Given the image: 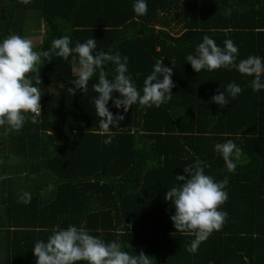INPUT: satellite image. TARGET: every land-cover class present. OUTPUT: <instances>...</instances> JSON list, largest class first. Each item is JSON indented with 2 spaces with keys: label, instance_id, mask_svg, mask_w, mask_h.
<instances>
[{
  "label": "trees",
  "instance_id": "trees-1",
  "mask_svg": "<svg viewBox=\"0 0 264 264\" xmlns=\"http://www.w3.org/2000/svg\"><path fill=\"white\" fill-rule=\"evenodd\" d=\"M134 3L0 0V42L42 30L34 47L42 53L64 36L73 48L94 38L95 52L129 58L128 74L141 94L157 60L173 68L175 84L171 101L159 108L135 104L127 113L114 106L120 95L114 93L109 110L125 119L105 145L92 87L98 72L87 92L73 96L78 58L74 66L71 56L41 57V84L33 78L42 90L38 122L29 115L19 131L0 127V245L7 264H36L35 243L70 225L118 242L132 255L143 251L153 264H264V89L253 91L254 77L235 69L197 73L186 60L205 35L221 48L231 39L237 63L252 55L264 59V0H146L143 16ZM60 22L67 32L61 33ZM104 71L113 79L115 65L106 63ZM230 83L242 88L235 99L227 94ZM218 90L229 99L224 108L211 100ZM228 140L242 149L234 173L215 150ZM197 159L217 182L228 178V200L220 209L228 215L222 230L190 253L195 237L174 227L175 207L165 194L184 183L176 175H186L184 167ZM24 193L30 203L21 201Z\"/></svg>",
  "mask_w": 264,
  "mask_h": 264
},
{
  "label": "clouds",
  "instance_id": "clouds-1",
  "mask_svg": "<svg viewBox=\"0 0 264 264\" xmlns=\"http://www.w3.org/2000/svg\"><path fill=\"white\" fill-rule=\"evenodd\" d=\"M28 5L32 0H19ZM133 10L138 16L147 14L146 0H135ZM231 10H226L230 15ZM69 36H64L52 41L50 51L37 52L34 50L32 40L20 35H10L0 42V127L8 125L12 130L19 131L23 128L28 116L32 123L38 122L42 114V90L34 86L41 84L39 70L41 57L51 61L55 54L68 60L72 57L76 79L72 81L75 87L70 88L73 96L77 90L88 91L89 81L97 75L98 82L93 84V90L98 94L95 99V112L100 118L99 127L101 135H107L105 145L112 143L113 128H119V122L125 119L124 115H114L108 107L113 100V94L118 92L119 98L114 100V106L123 108L127 113L133 105L141 107L159 108L171 101L172 89L175 84L172 80L173 68L164 66L163 59L157 60L154 69L144 80V85L139 91L128 74L127 56L119 52L109 54L103 51L95 52L96 39L89 38L85 43L77 42L71 47ZM239 49L231 39L224 41V47L217 45L214 39L205 35L203 42L196 48V54L186 57L194 71L209 72L224 69H235L241 75L254 77L251 81L253 91L264 89V59L259 56H249L237 63ZM75 54V55H74ZM115 65V76L108 79L104 67L106 63ZM173 67L174 62H172ZM34 74V75H33ZM161 76L163 79H161ZM242 92L236 83L227 85L228 96L235 99ZM211 100L221 108L229 105V99L224 92L218 90ZM215 150L220 153L226 164L227 170L234 173L242 155V149L232 141L215 145ZM207 163L199 159L194 165L184 167L186 175H176L177 181H184L172 187L165 194V199L175 207V214L171 216L174 227L182 233L193 235L187 251L196 253L201 243L205 242L214 231L222 230L227 219V212L220 209L228 200L225 190L229 184L227 177L217 182L212 176L205 174ZM24 203H30L31 195L24 193L20 197ZM36 264H153V261L143 251L132 255L122 250L118 242H105L103 239L91 235L83 228L70 225L67 229H54L47 242L38 240L33 248Z\"/></svg>",
  "mask_w": 264,
  "mask_h": 264
},
{
  "label": "rangeland",
  "instance_id": "rangeland-1",
  "mask_svg": "<svg viewBox=\"0 0 264 264\" xmlns=\"http://www.w3.org/2000/svg\"><path fill=\"white\" fill-rule=\"evenodd\" d=\"M59 25H60V28H61V33L64 32V30H65V32H67V27H65L66 25H65L64 22H60ZM172 30L175 33H177L179 31V27H172ZM42 36H43V34H42V30H41V33H40L39 36L31 37V38H28V39L32 40L33 45L35 47V46H37V45H39L41 43ZM51 89H52L51 87L47 88L48 91H50ZM180 117H181V114H177V118L179 119Z\"/></svg>",
  "mask_w": 264,
  "mask_h": 264
},
{
  "label": "crops",
  "instance_id": "crops-1",
  "mask_svg": "<svg viewBox=\"0 0 264 264\" xmlns=\"http://www.w3.org/2000/svg\"><path fill=\"white\" fill-rule=\"evenodd\" d=\"M7 253L3 245H0V264H7Z\"/></svg>",
  "mask_w": 264,
  "mask_h": 264
}]
</instances>
